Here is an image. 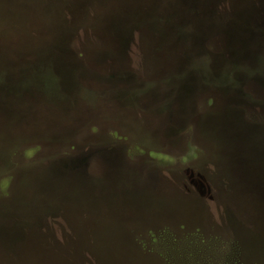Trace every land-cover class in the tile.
<instances>
[{
    "label": "rangeland",
    "instance_id": "rangeland-1",
    "mask_svg": "<svg viewBox=\"0 0 264 264\" xmlns=\"http://www.w3.org/2000/svg\"><path fill=\"white\" fill-rule=\"evenodd\" d=\"M181 2L0 0V264H264V157L247 140L264 123V83L194 97L160 88L163 99L115 106L100 95L128 98L133 84L180 71L155 28L183 20ZM228 44L226 33L209 39ZM48 56L63 95L87 94L80 105H11L12 80ZM167 100L194 117L172 123Z\"/></svg>",
    "mask_w": 264,
    "mask_h": 264
},
{
    "label": "trees",
    "instance_id": "trees-1",
    "mask_svg": "<svg viewBox=\"0 0 264 264\" xmlns=\"http://www.w3.org/2000/svg\"><path fill=\"white\" fill-rule=\"evenodd\" d=\"M226 3L224 0H182L181 4L186 10L182 17L183 20L178 22L162 20L165 22L162 23L165 24V27L155 28L156 32L160 35L163 34L169 40V46H171L169 49L180 57L182 63L180 71L161 80L160 85L157 84L160 80L133 84L137 91L128 98H125L121 91L100 93L103 97L109 96L105 105L115 106L113 103L115 101L119 103L120 97L133 102L136 97H143L141 95L148 92L165 97L161 94L163 89L160 88L178 90L183 95L189 94V97H194L213 90V88L219 89L220 85L227 87L228 90H233L232 92H235L237 88L240 91L246 82L254 77L264 83V0H252L253 9L250 7L242 9L241 6L227 8ZM258 5L261 6V10H257ZM143 25V23H137V25L127 27L125 33L127 35L131 33L130 36H132L133 32ZM78 32L80 31L78 30L76 33ZM223 33L230 37L229 47L227 46L223 50L224 46H222L217 50H212L209 39ZM58 57L68 58L67 55H58ZM56 59L55 56H48L40 65L38 63L30 64L27 68L35 70L23 74L24 80H12L9 93L11 105L15 102H20L24 106L40 103L45 108L53 106L69 108L80 105L81 97L87 94L78 91L75 87L71 92L74 93L73 95H63L68 92L61 88L58 83V72L50 65ZM68 62L71 61L68 60ZM28 63L30 62L26 60L23 65L27 66ZM126 77L129 76H118V79H128ZM177 84L180 85L175 87ZM174 103L166 101L165 115L169 121L177 122V126H180L182 122H187L194 117V110L187 107L186 103L184 109L181 108L183 110H177L173 115L171 107ZM126 107L141 111V107L137 103L136 105L127 104ZM215 113H211L209 116ZM231 118L236 119L234 122L241 126L245 122L243 117L237 114L234 116L232 112ZM216 119L218 118L216 117ZM250 128L251 133L248 132L247 140L249 145H252V153L264 157V123H254V126ZM65 130L60 135L69 133L67 129ZM259 130L261 134H257ZM54 138L55 136L52 139ZM212 168L215 170L214 167Z\"/></svg>",
    "mask_w": 264,
    "mask_h": 264
}]
</instances>
